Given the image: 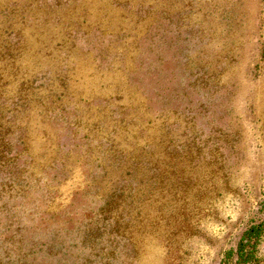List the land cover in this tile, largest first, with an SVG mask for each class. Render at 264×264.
<instances>
[{
    "label": "rangeland",
    "instance_id": "rangeland-1",
    "mask_svg": "<svg viewBox=\"0 0 264 264\" xmlns=\"http://www.w3.org/2000/svg\"><path fill=\"white\" fill-rule=\"evenodd\" d=\"M0 43V264H241L264 0H0Z\"/></svg>",
    "mask_w": 264,
    "mask_h": 264
},
{
    "label": "trees",
    "instance_id": "trees-1",
    "mask_svg": "<svg viewBox=\"0 0 264 264\" xmlns=\"http://www.w3.org/2000/svg\"><path fill=\"white\" fill-rule=\"evenodd\" d=\"M1 45L2 43H0V47ZM8 47L9 46L5 44V50L0 51V62L6 59L10 60L12 58L11 55L12 53L9 51L10 47L9 48ZM7 63H10V61H8ZM263 237H264V219L257 223L251 224L249 227H247L244 230L238 244V261L241 264H254L261 261L262 256L259 253L258 245L263 239Z\"/></svg>",
    "mask_w": 264,
    "mask_h": 264
}]
</instances>
